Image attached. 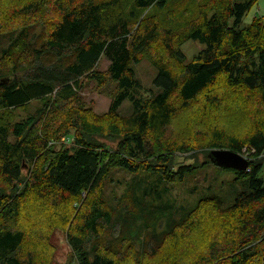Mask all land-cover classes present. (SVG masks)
Wrapping results in <instances>:
<instances>
[{
    "label": "trees",
    "instance_id": "1",
    "mask_svg": "<svg viewBox=\"0 0 264 264\" xmlns=\"http://www.w3.org/2000/svg\"><path fill=\"white\" fill-rule=\"evenodd\" d=\"M257 2L0 0V264H50L55 222L70 264H264V18L240 28ZM189 41L203 50L186 63ZM143 60L157 70V92L145 99L133 69ZM84 81L114 85L105 114L86 109ZM125 101L132 113L120 116ZM189 112L246 125L233 132L211 122L170 136ZM219 149L247 156L248 170L217 167L208 155ZM196 153L246 189L225 208L216 197L199 200L165 230L147 231L138 250L116 231L158 223L169 206L138 200L131 188L134 206L119 217L104 199L113 171L174 185L196 169L177 160ZM152 189L143 194L157 201ZM30 209L42 229L21 226Z\"/></svg>",
    "mask_w": 264,
    "mask_h": 264
},
{
    "label": "rangeland",
    "instance_id": "2",
    "mask_svg": "<svg viewBox=\"0 0 264 264\" xmlns=\"http://www.w3.org/2000/svg\"><path fill=\"white\" fill-rule=\"evenodd\" d=\"M253 18H264V0H258L249 13L245 15L242 19L240 28H244L250 24ZM202 50L203 46L192 41L187 42L181 47V52L185 56L186 63L192 61ZM108 64L109 62L102 58L98 64L97 70L100 72L106 71ZM133 69L135 77L141 85V88L137 92L138 97L145 99L151 94H155L157 89L154 86L153 81L157 76V70L147 60H143L138 65L133 66ZM83 83L81 96L86 105V109L91 110V112L97 116L105 114L111 103L109 95L113 93L114 85L110 84L105 87H99L94 82L84 81ZM37 105L36 102L32 103L27 110L18 113V118L29 116L34 113ZM118 112L120 116L130 115L132 113L131 104L125 101L120 106ZM239 115L243 116L241 114ZM217 117L216 120L212 119V117L203 119L200 116V113H186L174 122L168 134L176 139H184V137H186L192 130L200 128L206 129L211 122L224 123L233 132L241 130V128L246 125V123L239 124V121L243 119L239 117L235 118L232 115H226V113H220ZM115 144L116 143L105 142V145L111 146L112 148ZM192 155H194L192 157L195 159L189 160L190 154H188L183 155L177 161L180 164H193L195 162V173L186 178L182 183L174 185L158 183L154 178H144L145 176L136 177L135 179L128 173L113 171L111 181L105 186L104 199L119 217H122L124 213L126 214L125 209H127V207L134 206L131 201L133 196H137L138 200L150 203L152 206L158 204L162 205L164 208L169 206L165 213L162 214L158 223L150 222L145 224V222L140 219L136 222L131 221L129 224L124 223V226L130 228V230L121 228L116 231L126 238H132V241L137 246L138 250L143 242V236L146 235L147 231L150 232L154 229L155 232H161L165 230L169 226L170 220H179L185 213H189L198 202H201L199 200L207 197H216L225 208L232 204L238 193L246 189V180L237 182L235 181V175L233 172L221 171L216 166L210 164L203 165L205 158L201 153ZM245 158L248 157L246 156ZM133 179L135 188L134 186H131V181ZM138 182L141 184L139 185ZM131 188L134 190V193L136 192V194H132V197H130L132 191ZM150 188H155L154 192L155 190L157 191L159 197L157 201L159 203L153 199L151 194L149 197L143 194L150 192L153 193V189L149 191ZM135 205H138L136 200ZM31 210L32 209L26 214L27 217L21 221V226L26 230L42 229L44 225L41 223V219L37 218L38 216H36ZM37 210L38 209L35 211L38 212ZM117 219L114 218L113 223H116L117 226H121V218L119 220ZM57 224L56 222L54 223V227L57 229L53 230L50 234V243L53 251L50 264H70L74 255H72L71 249L66 242L65 230H63L62 227L57 226ZM110 236L111 235L108 234L106 241L110 240Z\"/></svg>",
    "mask_w": 264,
    "mask_h": 264
},
{
    "label": "water",
    "instance_id": "3",
    "mask_svg": "<svg viewBox=\"0 0 264 264\" xmlns=\"http://www.w3.org/2000/svg\"><path fill=\"white\" fill-rule=\"evenodd\" d=\"M208 158L217 167L222 169L245 172L248 170L249 166V161L247 158L230 150H211L209 151Z\"/></svg>",
    "mask_w": 264,
    "mask_h": 264
}]
</instances>
